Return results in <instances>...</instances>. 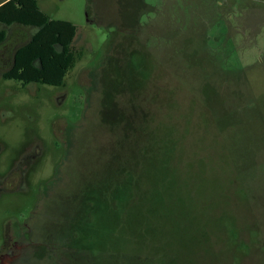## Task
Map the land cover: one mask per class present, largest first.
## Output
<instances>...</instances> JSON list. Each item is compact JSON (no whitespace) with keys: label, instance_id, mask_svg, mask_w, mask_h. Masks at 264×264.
<instances>
[{"label":"rangeland","instance_id":"1","mask_svg":"<svg viewBox=\"0 0 264 264\" xmlns=\"http://www.w3.org/2000/svg\"><path fill=\"white\" fill-rule=\"evenodd\" d=\"M37 3L84 54L64 86L0 77L1 167L40 152L0 244L36 211L27 264H264V0Z\"/></svg>","mask_w":264,"mask_h":264},{"label":"trees","instance_id":"2","mask_svg":"<svg viewBox=\"0 0 264 264\" xmlns=\"http://www.w3.org/2000/svg\"><path fill=\"white\" fill-rule=\"evenodd\" d=\"M2 26L26 29L27 42L14 53V65L5 79L23 85L42 83L64 86L65 76L83 57V49L74 45L77 27L70 21L52 19L37 0H5L0 3V44L7 31Z\"/></svg>","mask_w":264,"mask_h":264},{"label":"flooded vegetation","instance_id":"3","mask_svg":"<svg viewBox=\"0 0 264 264\" xmlns=\"http://www.w3.org/2000/svg\"><path fill=\"white\" fill-rule=\"evenodd\" d=\"M14 27L17 28V26H10L7 28L5 26L1 27L3 29L6 28L7 35H6V39L0 44V47L4 46L7 39L11 35L12 31L14 30ZM15 39H17V41L16 44H14L13 46L11 56L7 57L3 61L4 67L6 68L0 69V77L2 78H4L3 76L5 73L11 71V69L13 68L15 51L19 47L23 46L25 42H27V38L24 39V41L22 42L18 41L19 38H15ZM21 85L23 87L26 86L23 85L22 83ZM67 143L68 142L64 139L63 145H64L65 153H67L68 155L69 150L67 148ZM38 149L39 147L36 146L34 149L28 152L25 151L20 152L19 155H16L17 157L15 156L13 158V160L9 163L7 167H1L0 164V202L2 200L3 194L11 193V192H22L25 189V185L27 183V177H28V170L31 167L33 161L40 155ZM1 154H2V145L0 143V156ZM55 179L56 176H54L53 179L50 180L54 181ZM47 184L49 183H43V185H47ZM37 207L38 204L36 205V208ZM35 212L36 211H34L33 216ZM32 217L29 219L26 218L21 223L17 222L16 224L11 226L12 228H9L8 227L9 222L6 223L5 221L3 240L0 244V264H27L28 259L30 257H33L34 254L32 251V246L34 243L33 240L30 239L32 226L28 225V222L32 220ZM12 238L13 241L11 242Z\"/></svg>","mask_w":264,"mask_h":264},{"label":"crops","instance_id":"4","mask_svg":"<svg viewBox=\"0 0 264 264\" xmlns=\"http://www.w3.org/2000/svg\"><path fill=\"white\" fill-rule=\"evenodd\" d=\"M5 0H0V3L4 2Z\"/></svg>","mask_w":264,"mask_h":264}]
</instances>
